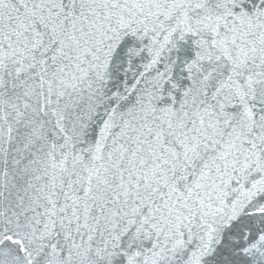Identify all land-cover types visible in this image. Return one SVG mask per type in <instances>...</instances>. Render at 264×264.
I'll return each mask as SVG.
<instances>
[{"label": "snow or ice", "instance_id": "obj_1", "mask_svg": "<svg viewBox=\"0 0 264 264\" xmlns=\"http://www.w3.org/2000/svg\"><path fill=\"white\" fill-rule=\"evenodd\" d=\"M0 264H264V0H0Z\"/></svg>", "mask_w": 264, "mask_h": 264}]
</instances>
